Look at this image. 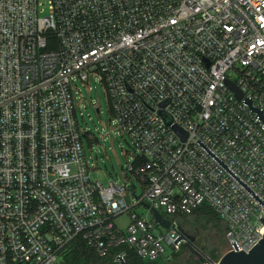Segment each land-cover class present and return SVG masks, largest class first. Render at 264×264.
<instances>
[{
	"label": "built area",
	"instance_id": "obj_1",
	"mask_svg": "<svg viewBox=\"0 0 264 264\" xmlns=\"http://www.w3.org/2000/svg\"><path fill=\"white\" fill-rule=\"evenodd\" d=\"M91 77L138 150L134 208L174 219L166 233L92 178L74 92ZM199 140L264 202V0H0V264H61L78 238L169 260L176 217L202 207L249 253L264 206Z\"/></svg>",
	"mask_w": 264,
	"mask_h": 264
},
{
	"label": "rangeland",
	"instance_id": "obj_2",
	"mask_svg": "<svg viewBox=\"0 0 264 264\" xmlns=\"http://www.w3.org/2000/svg\"><path fill=\"white\" fill-rule=\"evenodd\" d=\"M76 85L78 87L74 88L75 97L78 102H83L81 108L77 105L78 121L81 128L89 133L84 138V150L92 178L101 182L104 187L110 182L122 187L126 186L124 197L128 206L133 207L138 215L148 216L154 221L152 212L145 206L149 205L147 200L134 208L137 200L145 196L144 185L139 182L135 173L127 171L128 164L134 163L135 158L138 157V150L131 139L119 133L116 125L110 122L113 114L104 85L94 77L90 78L86 86L81 82H76ZM97 109H100V114L97 113ZM89 136L92 137V141L88 139ZM200 212L191 216H177L176 220L188 234H193L196 227L199 228L203 238L199 248L204 252L200 264H205L209 259L220 260L227 253L228 244L223 221L208 207L202 208ZM127 217L125 215L115 220V224L125 225ZM161 231L167 232L165 228H161ZM166 250V258H171L158 260L157 264H186L187 261L196 258L194 253L197 252L193 246L180 247L175 256L171 248Z\"/></svg>",
	"mask_w": 264,
	"mask_h": 264
},
{
	"label": "water",
	"instance_id": "obj_3",
	"mask_svg": "<svg viewBox=\"0 0 264 264\" xmlns=\"http://www.w3.org/2000/svg\"><path fill=\"white\" fill-rule=\"evenodd\" d=\"M233 88V86L231 85ZM97 113L99 114V110H97ZM111 122V120H110ZM171 121H168V124H170ZM179 133H181V130L179 128H175ZM198 144L209 154L211 155L236 181H238L262 206H264V202L254 193L252 192L220 159H218L200 140L198 141ZM147 209H150L149 206H146ZM151 210V209H150ZM153 217L155 221L163 226L165 229H169L171 226L172 220L165 219L162 214L156 210H151ZM264 223V219L261 220ZM180 231V237L177 239L176 243H180L183 240L189 239L190 241L193 240L191 236H189L188 233L182 228V226H179ZM233 246L236 251L228 252L226 253L220 260L218 264H264V238L259 241V243L249 252L245 253L243 250L241 252L238 251L239 247L235 243H233ZM193 252V251H192ZM118 260L120 261V264H126V261H124L123 257H118Z\"/></svg>",
	"mask_w": 264,
	"mask_h": 264
},
{
	"label": "trees",
	"instance_id": "obj_4",
	"mask_svg": "<svg viewBox=\"0 0 264 264\" xmlns=\"http://www.w3.org/2000/svg\"><path fill=\"white\" fill-rule=\"evenodd\" d=\"M202 208L196 211L193 215L200 212ZM119 251L120 249H114L108 257L101 258L93 249L87 246L81 238H78L68 248L61 264H118L114 261V256ZM175 255L176 254L173 256ZM125 260L126 264H157V262H146L141 260L133 251L128 252Z\"/></svg>",
	"mask_w": 264,
	"mask_h": 264
},
{
	"label": "flooded vegetation",
	"instance_id": "obj_5",
	"mask_svg": "<svg viewBox=\"0 0 264 264\" xmlns=\"http://www.w3.org/2000/svg\"><path fill=\"white\" fill-rule=\"evenodd\" d=\"M200 234L201 233L199 231V228L196 227V230L194 231V233L189 234V236H191L193 238V240L190 241L189 239H187V240H185L186 242L184 244H182V246H181V247L193 246L197 251L194 253L196 258L194 260L187 261L186 264H200L201 261L203 260L204 252L202 251V249L199 248V244H201V242L203 241V238L201 237Z\"/></svg>",
	"mask_w": 264,
	"mask_h": 264
}]
</instances>
